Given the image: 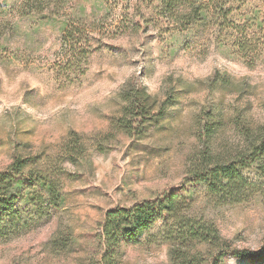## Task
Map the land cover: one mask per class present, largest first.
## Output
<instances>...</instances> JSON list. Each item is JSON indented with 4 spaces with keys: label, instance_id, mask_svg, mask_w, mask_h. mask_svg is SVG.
Returning a JSON list of instances; mask_svg holds the SVG:
<instances>
[{
    "label": "rangeland",
    "instance_id": "obj_1",
    "mask_svg": "<svg viewBox=\"0 0 264 264\" xmlns=\"http://www.w3.org/2000/svg\"><path fill=\"white\" fill-rule=\"evenodd\" d=\"M22 1L0 0L12 27L0 40V171L26 157L57 180L61 199L49 209L39 187L29 191L16 205L26 223L0 235V264H251L191 240L188 222L264 256V159L243 168L239 194L190 183L205 151L252 158L250 133L264 127V19L176 23L144 6L135 16L133 4L103 14L95 0H66L40 19L20 16ZM130 81L153 112L163 106L144 124L133 118L131 135L118 125ZM181 189L178 213L122 240L110 261L106 212Z\"/></svg>",
    "mask_w": 264,
    "mask_h": 264
},
{
    "label": "trees",
    "instance_id": "obj_2",
    "mask_svg": "<svg viewBox=\"0 0 264 264\" xmlns=\"http://www.w3.org/2000/svg\"><path fill=\"white\" fill-rule=\"evenodd\" d=\"M66 0H23L19 5V15L26 17H38L40 19H52L54 15L65 9ZM133 4L135 16L143 17V6L159 11V15L168 21L176 23H208L215 21L221 23L234 22L235 18L245 21L248 18L257 20L260 16L264 19V0H95V7L103 14L109 12V5ZM126 14V16H128ZM138 22V21H137ZM135 22L134 26L137 25ZM7 18H0V40L6 30L11 29ZM230 28V27H227ZM237 29L236 26H233ZM232 28V29H233ZM69 38L74 36L70 29ZM68 38V39H69ZM76 55L84 53V44L73 48ZM125 104L121 108L119 127L129 135L135 129L137 122L133 118L140 119L144 124L152 116L160 117L163 106H159L158 112H153L155 101L145 91L139 81H130L122 90ZM142 131V130H140ZM137 135H141L142 132ZM210 132V134H209ZM207 136L212 134L209 130ZM252 135V136H251ZM252 137L248 149L252 151V158H245L244 154L220 159L210 152L205 151L200 157L201 170L193 172L190 183H205L208 189L231 190L239 194L247 185L241 172L249 163L256 159H264V127L257 132L250 133ZM250 147V148H249ZM256 157V158H255ZM26 157L16 154L4 171H0V235L7 236L20 229L26 218L19 212L16 205L22 200H27L29 191L39 187L41 192L48 197L49 209H56L60 205V192L57 180L51 178L46 171L36 172L32 169ZM184 189L168 191L153 200L136 204L129 209L117 208L106 212L100 224V239L104 243L109 260L113 261L116 247L122 240H129L141 236L159 218H168L178 213L179 198ZM186 225V235L196 242L209 243L222 246L220 257L227 255L236 258H250L254 264L257 259H264L258 253L246 249L231 250L227 241H221L215 227L209 223ZM218 258H212L211 264H217Z\"/></svg>",
    "mask_w": 264,
    "mask_h": 264
}]
</instances>
